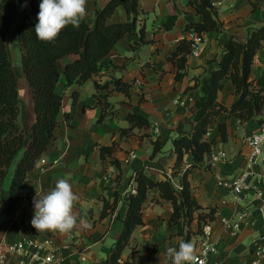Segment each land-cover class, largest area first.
Masks as SVG:
<instances>
[{
  "label": "crops",
  "instance_id": "0c3cea01",
  "mask_svg": "<svg viewBox=\"0 0 264 264\" xmlns=\"http://www.w3.org/2000/svg\"><path fill=\"white\" fill-rule=\"evenodd\" d=\"M13 1L17 6L8 12L7 29L17 11L21 8L24 13L28 6L27 0ZM108 1L87 0L85 20L91 27L95 24L96 9L105 6ZM192 1L194 0H141L138 27L145 28L148 43L134 50L133 44L139 42L141 37L139 34H126L109 54L113 66L103 69L97 77L83 85L70 86L63 72L65 65L77 57L67 55L59 61L61 78L57 92L63 96V107L60 123L55 131L56 139L28 174L20 203L0 233V264H41L30 260L29 255L35 249L28 248L29 253L20 257L11 254L9 248L19 242H40L42 237L52 238L54 235L55 238L51 240L58 257L63 259L62 264L67 261L102 264L115 244L111 248L105 246L107 238L111 236L116 242L123 230L127 212L125 199L136 188L137 170L144 169L147 176L157 181L171 180L174 187L181 190V174L173 177L177 155L172 141L181 134L192 132L193 115L201 98L199 89L189 90L188 87L195 84V79L210 77L213 66L216 65H210L209 61L221 55L223 44L230 36L246 41L251 30L264 25V0H217V18L224 24V30L204 35L203 41L188 58L187 74L182 80L176 81L177 69L168 58L181 40H194V34L185 30L187 25L200 19ZM255 3L258 7L256 11L253 10ZM175 8L179 11V17L173 28L167 30L164 24L169 15L175 13ZM127 19L125 8L119 6L108 22L118 23ZM261 76H264V48L255 57L251 72L253 79ZM113 77L132 84L130 98L115 91L113 84H109L108 88L96 89L95 81L103 85ZM237 99L235 86L229 79H225L218 100L230 107ZM105 101L111 104V114L99 123L102 103ZM26 108L22 103L20 119L29 129L32 120H27ZM134 111L144 115L151 127L148 130L136 128L128 135L121 136L122 129L131 127L126 115ZM65 113L72 115V127L65 121ZM31 119H34L32 113ZM223 122L228 124L227 142L222 140L218 129V123ZM258 126L257 120L240 124L235 117L226 120L225 116H219L206 137L208 140L215 139V150L226 152L227 158L213 164L208 154L201 166L194 168L189 175L198 203L204 208H217L215 221L209 223V235L198 236L199 250L203 238L217 242V251L208 256L207 264H252L259 260L257 249H264V219L259 208L252 211L255 218L253 225L240 235L231 238L225 232V220L231 219L239 211V207L231 191L219 185V181L230 180L239 172L248 152L244 138L256 131ZM158 137L162 139L163 147L151 158L153 142ZM114 143L118 146L117 151L113 156L102 159L99 146H112ZM22 153L19 152L9 169L0 195V208L8 201L12 175ZM115 159L120 162L121 170L115 165ZM42 160L46 163L42 164ZM191 164V157L186 156L183 168L188 169ZM60 178L67 179L72 185L79 197L74 203V212L78 218L85 219L90 227L78 223L76 228L67 233L37 232L31 225L36 189L46 193ZM115 193H118L116 211L101 218L103 200L113 203ZM143 212L144 224L134 231L127 250L133 254L142 253V264H170L166 256L167 248L178 247L176 241L184 239L178 234L177 226L168 225L173 213L171 202L161 198L158 190H151ZM199 213L194 214L193 230L199 228ZM247 239H251L249 245L245 244ZM123 258L126 259L125 256ZM261 264H264V258H261Z\"/></svg>",
  "mask_w": 264,
  "mask_h": 264
},
{
  "label": "trees",
  "instance_id": "16d2710c",
  "mask_svg": "<svg viewBox=\"0 0 264 264\" xmlns=\"http://www.w3.org/2000/svg\"><path fill=\"white\" fill-rule=\"evenodd\" d=\"M141 0H109L103 7L95 12V24L89 25L83 20L78 28L71 25L61 30L58 38L53 42H42L35 34L36 17L39 12L41 0H27L28 6L20 18L17 28L18 41L21 49L22 69L33 91V104L35 108V122L28 129L21 123V104L18 77L13 63L9 57L6 34L7 20L10 9H15L17 4L13 0H0V195L3 191L5 179L9 169L19 154L11 184L8 191V201L0 208V233L9 218L17 209L25 181L28 174L35 168L51 143L56 139L55 131L60 123V113L63 107V96L57 92L61 78L59 61L67 55L77 58L67 63L63 69L67 83L83 85L88 80L97 77L100 72L113 66L109 57L115 45L126 35L139 34L141 39L133 44L134 50L142 44L148 43L145 39V28L138 27L139 2ZM217 0H194L191 4L200 16L198 22L190 23L185 30L190 31L202 40L209 32H222L224 24L217 18ZM123 6L128 14L124 22L109 23L116 9ZM253 4V10H257ZM176 10V8H175ZM179 17V11L169 15L164 27L171 30ZM194 40L183 39L175 51L169 56L176 69V81H180L187 74L188 58L192 54ZM264 48V25L249 32L246 41H239L231 36L223 44L220 56L209 61L213 66L211 75L204 79H195V84L188 89H199L201 98L196 104L193 115V130L188 134H181L172 143L177 155L173 168V177L181 174V190L178 191L171 180H154L145 174L144 169L136 171L135 192H129L126 197L127 212L123 220V230L115 242L110 255L102 264H132L123 258V253L130 245L131 238L138 226L144 224V203L151 190H158L161 198L171 202L173 213L168 220L169 226H177L183 233L184 223L194 221L195 212H200L198 217L199 231H204L205 225L216 219L217 208H204L201 206L192 189L189 175L194 168L200 167L205 156L210 154L216 145V140H208L209 128L217 123L219 116L226 120L237 118L240 124L257 120L264 109V76L257 79L251 77L255 57ZM229 79L235 86L238 99L229 107L218 100L219 93L224 88V80ZM113 84L114 90L131 97L132 84L124 82L121 78L113 77L106 84L95 81L96 89L108 88ZM76 93L73 94L76 102ZM101 101L98 102L100 104ZM99 123L111 114V104L105 101ZM126 120L131 127L121 130V136L128 135L134 129L148 130L150 121L141 113L134 111L126 115ZM65 121L72 127V115L64 114ZM220 136L224 142L229 139L228 124L218 123ZM154 158L162 149L163 142L158 137L153 142ZM118 146H99L101 158L113 156ZM190 156L192 164L184 169L185 157ZM115 165L121 170V164L114 160ZM120 178V175H118ZM104 201L101 218L116 211L118 207V193L115 201ZM35 229V228H33ZM63 264H78L67 261Z\"/></svg>",
  "mask_w": 264,
  "mask_h": 264
},
{
  "label": "clouds",
  "instance_id": "9594fccd",
  "mask_svg": "<svg viewBox=\"0 0 264 264\" xmlns=\"http://www.w3.org/2000/svg\"><path fill=\"white\" fill-rule=\"evenodd\" d=\"M35 24V34L42 42H53L61 30L71 25L78 28L87 16V0H41ZM79 197L73 191L67 179L60 178L48 192L36 189L33 197L34 215L31 225L37 232L53 231L67 233L77 227L90 224L78 218L74 212V203ZM176 246L166 250L170 264H204L200 250L191 241L178 239Z\"/></svg>",
  "mask_w": 264,
  "mask_h": 264
},
{
  "label": "built area",
  "instance_id": "2783aa9c",
  "mask_svg": "<svg viewBox=\"0 0 264 264\" xmlns=\"http://www.w3.org/2000/svg\"><path fill=\"white\" fill-rule=\"evenodd\" d=\"M215 7L219 5L214 3ZM203 40L194 34L193 50ZM192 50V52H193ZM244 144L248 148V152L243 158L239 172L230 180L219 181V185L227 187L234 198L239 211L229 220H225V232H228L231 238H235L246 228L253 225L255 218L252 215L254 208H259L261 216L264 219V109L260 116L258 129L253 133L246 135ZM213 164H216L227 158L226 152L215 150L209 154ZM42 164L46 161L42 160ZM135 192V188L132 190ZM211 226L208 223L204 227V235H209ZM55 235L52 238L42 237L40 242L30 240L28 242H19L9 248V252L16 256H26L29 249H35L29 257L32 261H39L41 264H62L63 259L58 257L57 249L53 246ZM200 249L201 259L207 264L208 256L217 251V242H213L208 238H203ZM256 254L259 260L252 264H261V258H264V249L258 248ZM25 264V263H22Z\"/></svg>",
  "mask_w": 264,
  "mask_h": 264
},
{
  "label": "rangeland",
  "instance_id": "374dc122",
  "mask_svg": "<svg viewBox=\"0 0 264 264\" xmlns=\"http://www.w3.org/2000/svg\"><path fill=\"white\" fill-rule=\"evenodd\" d=\"M22 16H23V11L20 8L17 11V14L15 15V17H12V20L8 25L7 35H6V44L8 47L9 57L13 63L16 75L18 77L19 94H20L23 105L27 107L26 108L27 109V113H26L27 120L28 119L32 120V123L30 125L32 126L36 118L35 108L33 104V91L22 69L21 49H20V44H19L18 35H17L18 23ZM248 35H247V38H248ZM31 113L34 119H31ZM192 223L193 222L186 223V224L184 223V225L182 226L183 233H180L179 228H178V234L180 236H183L186 242L191 241L196 245V247H198L199 237L203 236L204 231L200 232L199 228H197L196 230H193ZM114 243H115V240L111 236H109L106 240V244L104 245L111 248ZM250 243H251V239H247L245 241L246 245H249ZM152 246L154 247L155 245H152ZM127 248L128 247H126L123 253V256H125L127 260H130L132 264H142V260H143L142 253L133 254L132 252L130 253V251L127 250ZM105 256L106 255H104V257ZM87 264H90V263L88 262Z\"/></svg>",
  "mask_w": 264,
  "mask_h": 264
}]
</instances>
